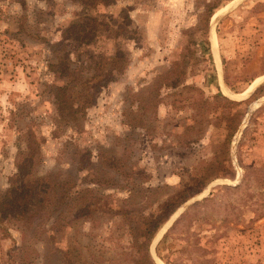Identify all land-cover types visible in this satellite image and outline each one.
Returning a JSON list of instances; mask_svg holds the SVG:
<instances>
[{"label":"rangeland","instance_id":"1","mask_svg":"<svg viewBox=\"0 0 264 264\" xmlns=\"http://www.w3.org/2000/svg\"><path fill=\"white\" fill-rule=\"evenodd\" d=\"M25 151L85 199L0 264H264V0H0V191Z\"/></svg>","mask_w":264,"mask_h":264},{"label":"trees","instance_id":"2","mask_svg":"<svg viewBox=\"0 0 264 264\" xmlns=\"http://www.w3.org/2000/svg\"><path fill=\"white\" fill-rule=\"evenodd\" d=\"M77 25L79 28H75L73 25L66 28V32H69L73 40L78 42L88 41L93 36H96L95 30L90 25ZM90 32H93V34H90ZM56 45H59L58 42L54 43V46ZM116 62L119 63V66L116 67L120 70L122 57L119 56ZM66 86L67 84L58 86V89L62 92L61 96L60 93L57 94V106L60 111L66 105L63 94ZM35 157L31 152L20 153L17 169L10 176L9 185L0 191V221L22 219L32 223L40 217L46 216L52 219V226L62 227L66 223V218L71 217L69 214L75 216L81 213L79 200L85 198L81 190H71V186L64 181H54L50 175H34L32 168ZM71 181L72 179L68 180L69 183ZM88 205V203L84 204V212L88 211ZM163 219L164 217L162 216L147 226V231L144 232L147 234V238L151 237L159 222L163 221Z\"/></svg>","mask_w":264,"mask_h":264},{"label":"water","instance_id":"3","mask_svg":"<svg viewBox=\"0 0 264 264\" xmlns=\"http://www.w3.org/2000/svg\"><path fill=\"white\" fill-rule=\"evenodd\" d=\"M217 17H218V16L216 15V16H215V19H216ZM189 202H190V200H189L187 203H189ZM187 203H186V204H187ZM172 217H173V216H172ZM172 220H173V218L170 217V218L168 219V221L166 222V225L170 224V223L172 222Z\"/></svg>","mask_w":264,"mask_h":264}]
</instances>
